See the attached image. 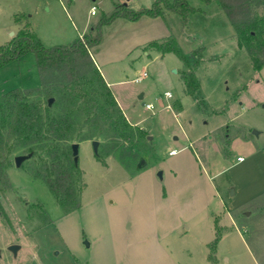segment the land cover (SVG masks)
Instances as JSON below:
<instances>
[{
	"label": "rangeland",
	"instance_id": "374dc122",
	"mask_svg": "<svg viewBox=\"0 0 264 264\" xmlns=\"http://www.w3.org/2000/svg\"><path fill=\"white\" fill-rule=\"evenodd\" d=\"M154 1L0 0V46L7 45L25 25L45 47L69 45L79 36L94 34L97 21L109 16L114 6L125 4L138 10L150 8ZM187 2L194 12L188 15L185 25L179 15L164 10L161 17L143 16L137 21L116 18L101 27V40L91 50L92 58L109 83L124 117L142 129L144 137L139 157L127 164L114 154L100 162L93 141L76 143V165L84 184L79 201L83 205L94 201L144 170L137 169L139 158L145 160V167L161 173L162 178L157 176L160 180L164 179L163 171L172 168L178 173V186L203 188L202 180L195 176L194 164L180 155V150L190 144L201 160L204 174L213 179L217 191L214 209L239 206L230 215L244 231L258 264H264V194L243 202L264 187V67L253 70L246 50L237 46L234 29L216 0L209 4L200 0ZM91 6L96 7L94 15L89 13ZM168 37L175 39L189 64L192 52L202 48L201 62L195 69L199 89L194 95L184 93L182 72L187 68L184 60L173 53L162 54L145 48L149 42ZM142 72L147 76L139 83L133 82ZM40 86L32 53L0 68V104L11 90ZM165 92L170 97L164 96ZM147 104L152 108L147 109ZM171 149H176L174 158L168 156ZM239 156L245 162H238ZM9 159L12 164L0 178V247L8 240L21 245L26 242L19 251V258H25L33 251L29 236L36 228L50 222L64 233V220L58 223L64 213L47 185L31 175L24 161L16 167L13 155ZM162 180L159 182L163 185ZM69 220L73 222L68 228L72 235L74 226L82 227V223L79 215H72ZM185 231L180 229L166 243L176 261L210 264L205 256L206 243L213 239L210 229L203 231L204 237L206 233L209 235L206 240L200 239L201 233ZM82 240L88 242L84 236ZM203 247L205 255L200 253ZM84 250L89 253L88 249ZM222 251L221 263L228 255L224 254L225 249ZM79 259L75 256L76 264H87ZM2 261L0 257V264ZM238 264H255V261L244 249Z\"/></svg>",
	"mask_w": 264,
	"mask_h": 264
},
{
	"label": "trees",
	"instance_id": "16d2710c",
	"mask_svg": "<svg viewBox=\"0 0 264 264\" xmlns=\"http://www.w3.org/2000/svg\"><path fill=\"white\" fill-rule=\"evenodd\" d=\"M209 4L212 0H200ZM234 29L239 48L246 50L252 68L264 67V0H216ZM165 11L181 17L185 25L194 12L187 0H155L150 8L133 10L125 4L114 6L93 29L69 45L45 47L27 25L7 45L0 46V68L32 53L40 78V88L14 89L0 104V178L10 167L9 159L29 155L27 170L42 180L63 213L76 210L83 188L82 172L73 162L71 145L97 141L96 159L114 154L122 163L136 160L141 152L144 131L124 117L109 86L97 68L91 50L101 40L100 29L116 18L137 21L141 17H161ZM145 48L159 53H173L186 63L182 72L184 93L194 95L199 89L195 75L202 58V48L191 54V63L178 48L175 39L149 42ZM52 99L49 104L48 100ZM126 160L125 162H123ZM222 230L216 228L208 244V261L215 264V249Z\"/></svg>",
	"mask_w": 264,
	"mask_h": 264
},
{
	"label": "crops",
	"instance_id": "0c3cea01",
	"mask_svg": "<svg viewBox=\"0 0 264 264\" xmlns=\"http://www.w3.org/2000/svg\"><path fill=\"white\" fill-rule=\"evenodd\" d=\"M106 84L109 86L108 82ZM181 111L182 109L178 113ZM175 150L171 149L168 156L176 157ZM180 152H178L180 155L183 154L194 164L195 176L202 180L203 188L178 186L176 182L179 179L178 173L172 168L163 171L162 185L157 177L160 172L156 174L155 168H147L145 164L142 172L135 173L107 190L103 196L84 205L80 204L76 210L64 213L61 220H58V223L64 220L63 234L50 222L36 228L29 236L30 241H33V251L29 257L19 258L21 246H26V242L21 245L8 240L2 244L0 247L2 264H76L75 256L80 258L79 262L87 264H179L166 243L176 237L182 228H185L186 233L190 231L201 233V240L209 238L207 233L206 237L203 235V231L208 228L213 239L216 228L222 230L215 249V264H238L239 254L243 253L244 249L251 255L255 264H258L246 243L244 231L230 215V212L239 206H222V209L217 207L215 210L214 200L217 198V191L213 186L212 177L205 175L201 169V160L197 152L190 144L187 149L184 147ZM262 194L264 187L261 191L252 193L243 202H250L255 196ZM223 211L224 215L218 219ZM243 214L248 216V213ZM72 215H79L82 227L74 226V234L70 235L68 228L73 222L69 217ZM83 236L88 242L82 240ZM213 239L206 243V255L204 247L200 249L207 262H209L207 246ZM27 243L30 244L29 241ZM12 244L19 245L15 255L10 254L8 250ZM84 248L88 249L89 253ZM55 249L59 250L53 255ZM224 249L226 252L224 254L228 255L221 263L219 255Z\"/></svg>",
	"mask_w": 264,
	"mask_h": 264
},
{
	"label": "water",
	"instance_id": "95a60500",
	"mask_svg": "<svg viewBox=\"0 0 264 264\" xmlns=\"http://www.w3.org/2000/svg\"><path fill=\"white\" fill-rule=\"evenodd\" d=\"M94 1V0H92ZM52 102V99H49L48 100V103L50 104ZM254 134H256V132L254 131L253 132ZM92 146H93V150H94V153L96 154L97 153V150H98V142L97 141H93L92 142ZM77 149H78V145L76 143L72 144L71 145V151H72V157H73V162L75 164H77ZM29 157V155H21V156H16L14 158V165L16 167H19L21 165V163L26 160L27 158ZM146 162L143 158H139V162H138V165H137V169H141L145 166ZM158 176H160V173H158ZM18 246L15 245V244H12L8 247V250L13 254L15 255L16 254V251L18 250Z\"/></svg>",
	"mask_w": 264,
	"mask_h": 264
},
{
	"label": "built area",
	"instance_id": "2783aa9c",
	"mask_svg": "<svg viewBox=\"0 0 264 264\" xmlns=\"http://www.w3.org/2000/svg\"><path fill=\"white\" fill-rule=\"evenodd\" d=\"M95 12H96V7H95V6H91V8H90V10H89L90 15H94ZM146 76H147L146 72H142L140 75H138V76L133 80V82H135V83H139V82H141ZM164 96H166V97H170V94H169L168 92H165V93H164ZM145 107H146L147 109H151V108H152V106H151L150 104L145 105ZM242 160H243V158H237V161H242Z\"/></svg>",
	"mask_w": 264,
	"mask_h": 264
}]
</instances>
